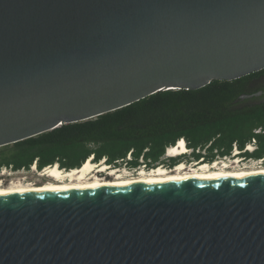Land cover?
Instances as JSON below:
<instances>
[{"label": "water", "instance_id": "95a60500", "mask_svg": "<svg viewBox=\"0 0 264 264\" xmlns=\"http://www.w3.org/2000/svg\"><path fill=\"white\" fill-rule=\"evenodd\" d=\"M262 69L264 0H0V147ZM0 264H264V174L0 195Z\"/></svg>", "mask_w": 264, "mask_h": 264}, {"label": "trees", "instance_id": "16d2710c", "mask_svg": "<svg viewBox=\"0 0 264 264\" xmlns=\"http://www.w3.org/2000/svg\"><path fill=\"white\" fill-rule=\"evenodd\" d=\"M264 69L233 80H212L197 89H165L95 118L62 123L38 135L0 147V168L41 170L81 167L88 159L108 165L156 167L169 146L184 139L192 158L213 162L235 148L244 157L264 158ZM256 137L253 151L246 146ZM131 155L129 159L128 156ZM181 157H171L175 166ZM163 165V164H162Z\"/></svg>", "mask_w": 264, "mask_h": 264}, {"label": "bare ground", "instance_id": "6f19581e", "mask_svg": "<svg viewBox=\"0 0 264 264\" xmlns=\"http://www.w3.org/2000/svg\"><path fill=\"white\" fill-rule=\"evenodd\" d=\"M188 151L185 140L181 139L175 145L168 147L166 155L178 157ZM219 163L217 160L212 163L202 161L197 166H188L185 161H180L171 169L164 165H158L148 171L141 168L136 175H130V172L126 171L124 173L127 175H125L119 169L108 165L104 160L94 162L88 159L81 167L69 170H63L55 164L46 166L39 172L40 176L47 177V180L41 184L17 181L5 186L0 179V195L264 174V167L261 169H236L238 164L231 165L224 162L221 164L222 166H219ZM105 172L111 176V179L102 177L103 174L100 173Z\"/></svg>", "mask_w": 264, "mask_h": 264}, {"label": "rangeland", "instance_id": "374dc122", "mask_svg": "<svg viewBox=\"0 0 264 264\" xmlns=\"http://www.w3.org/2000/svg\"><path fill=\"white\" fill-rule=\"evenodd\" d=\"M253 149L252 148L248 149V147L246 148V150H248V151H253ZM188 150H189L187 152L188 154L181 155L182 161H185L188 166H197V164L199 162L205 161V160H202V159L200 161H196L194 158H192L191 150L190 149H188ZM240 152L241 151L238 148H235L231 155H228L227 157H225V156L217 157L215 160L220 162L219 166H222L221 164H223L224 162H227L228 164H231V165H237L238 164L239 166L236 169H261V168L264 167V166H261V165H264V161H263L262 164H260V162L257 161L258 159L244 157L243 155L240 154ZM170 158H171L170 156H167L165 154V157H164L162 163L159 164V165L163 164L164 166H166V167H168L170 169L173 168L174 166L170 167V166L167 165L169 160H170ZM235 161H236V163H234ZM205 162H207V161H205ZM210 163H212V162H210ZM258 166H261V167H258ZM111 167H113V168L115 167L116 169H119L122 173H124V172L126 173V171H130V175H136L140 171L141 168H145L147 171L152 169V168H154V167L149 168L147 166L130 167L126 163L125 164H121V165H115V166L113 165ZM42 170L43 169L40 170L39 168H37V170H31V167H30L29 169H27V171L26 170L22 171V169H21V170L15 172V173L12 172V174L13 175H17V177L28 176L27 179H26L28 182L31 181V182H38V183L40 182L41 183V180H44V181L47 180V177H42V176L39 175V172L42 171ZM6 174H8V173H6ZM100 174H103L102 175L103 178L111 179V176H108L106 174V172L105 173H100ZM125 175H127V174H125Z\"/></svg>", "mask_w": 264, "mask_h": 264}, {"label": "flooded vegetation", "instance_id": "af4514ba", "mask_svg": "<svg viewBox=\"0 0 264 264\" xmlns=\"http://www.w3.org/2000/svg\"><path fill=\"white\" fill-rule=\"evenodd\" d=\"M4 166H2V168H3ZM8 167V166H7ZM2 168H0V179L3 181V184L5 185V186H9L10 185V183H14V182H17V181H24V182H27V177L28 176H22V177H17V175H13L12 174V172L13 173H15V172H17V171H19V170H21L22 169V171L23 170H26L27 171V168H21V169H15L14 167H12V168H7V169H5V172H2ZM38 168V167H37ZM9 170V171H8ZM6 173H8V174H6ZM13 181V182H12ZM42 182H44V180H41V183ZM35 183H37V184H41L40 182L38 183V182H35Z\"/></svg>", "mask_w": 264, "mask_h": 264}, {"label": "built area", "instance_id": "2783aa9c", "mask_svg": "<svg viewBox=\"0 0 264 264\" xmlns=\"http://www.w3.org/2000/svg\"><path fill=\"white\" fill-rule=\"evenodd\" d=\"M261 132H264V127H259V128H257V129H255V133H261ZM256 143H257V139H256V137H253V139H252V142L250 143V144H248L247 145V147L248 148H255L256 147ZM246 147V148H247ZM225 157H227V156H225ZM128 158L130 159L131 158V155H129L128 156ZM258 162H260V164H262L263 163V161H264V158H260V159H258L257 160ZM224 162V161H223ZM142 166H146L145 164H143V165H141L140 167H142ZM9 169V168H12V166H5V167H3L2 168V172H5V169ZM24 169V168H23ZM33 169H35V170H37V164L35 163V164H33L32 166H31V170H33ZM128 170V169H127ZM128 172H130V171H128Z\"/></svg>", "mask_w": 264, "mask_h": 264}, {"label": "clouds", "instance_id": "9594fccd", "mask_svg": "<svg viewBox=\"0 0 264 264\" xmlns=\"http://www.w3.org/2000/svg\"><path fill=\"white\" fill-rule=\"evenodd\" d=\"M167 150H168V149H167ZM185 155H186V154H185ZM174 157H175V156H174ZM178 157H181V155H180V156H178ZM55 165H59V164H57V163H56ZM51 166H52V165H51ZM59 167H60V166H59Z\"/></svg>", "mask_w": 264, "mask_h": 264}]
</instances>
